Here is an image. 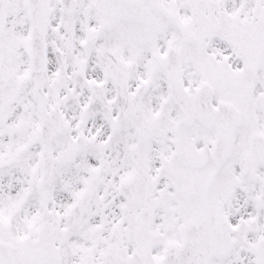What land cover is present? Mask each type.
Here are the masks:
<instances>
[{
    "label": "snow or ice",
    "instance_id": "6c2138e0",
    "mask_svg": "<svg viewBox=\"0 0 264 264\" xmlns=\"http://www.w3.org/2000/svg\"><path fill=\"white\" fill-rule=\"evenodd\" d=\"M0 264H264V0H0Z\"/></svg>",
    "mask_w": 264,
    "mask_h": 264
}]
</instances>
